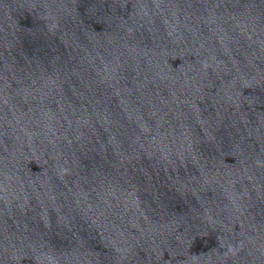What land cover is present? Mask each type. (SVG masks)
<instances>
[{
	"label": "water",
	"instance_id": "obj_1",
	"mask_svg": "<svg viewBox=\"0 0 264 264\" xmlns=\"http://www.w3.org/2000/svg\"><path fill=\"white\" fill-rule=\"evenodd\" d=\"M0 264H264V0H0Z\"/></svg>",
	"mask_w": 264,
	"mask_h": 264
}]
</instances>
